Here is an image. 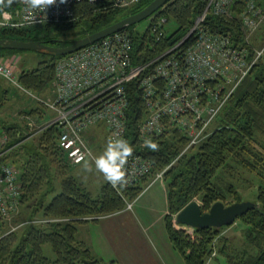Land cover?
Instances as JSON below:
<instances>
[{"label": "trees", "instance_id": "trees-1", "mask_svg": "<svg viewBox=\"0 0 264 264\" xmlns=\"http://www.w3.org/2000/svg\"><path fill=\"white\" fill-rule=\"evenodd\" d=\"M152 1L143 0L134 7H119L110 0L81 2L74 6V17L68 22L0 28V38L63 47L136 14ZM18 2L14 0L8 7L13 8ZM204 8L202 0L169 1L150 17V20L166 18L167 22L173 20L178 25L174 32H168L160 40L153 31L152 21L144 31L138 30L137 25L125 28L123 31L129 32L133 39L134 63H147L186 35ZM210 20L212 31L231 33L235 42L241 41L238 25L215 16ZM73 31L77 39L62 38ZM22 52L26 51L0 47V60L11 53ZM48 54V60L41 61L36 68L21 70L19 81L25 90L42 94L54 88L56 64L62 57ZM4 83L0 80V107L8 98ZM127 93L129 144L135 153L152 161L153 170L136 185L123 190V196L109 183L102 186L98 197L88 191L73 175L74 167L80 164H73L58 146L57 126L30 136V127L23 126L25 118L21 123L0 124V131L10 137L5 153L0 156V168L11 164L19 169L20 207L24 208V221L13 220V224L0 210V264H104L89 245L79 239V226L127 209L128 203H133L143 193L154 176L167 168L164 174L168 190L166 228L174 249L187 264H206L216 250L225 255L230 264H264V55L232 95L209 138L184 154L187 138L177 127L152 140L158 145V151L140 146L136 129L147 111L138 81L128 84ZM39 104L46 109L38 106L21 114L39 121L45 118L47 109L55 114L43 101L39 100ZM88 145L92 150L89 142ZM239 170L258 179L256 207L235 221L244 226L245 249H233L231 240L222 235L227 226L195 229L177 224V214L196 199L200 200L204 213L217 202L226 206L243 202L237 187L231 182L223 183L221 178L226 172L233 175ZM52 219L66 220L43 222ZM46 246L52 248L54 260L45 254ZM109 264L120 263L111 261Z\"/></svg>", "mask_w": 264, "mask_h": 264}, {"label": "built area", "instance_id": "built-area-1", "mask_svg": "<svg viewBox=\"0 0 264 264\" xmlns=\"http://www.w3.org/2000/svg\"><path fill=\"white\" fill-rule=\"evenodd\" d=\"M96 1L99 0H67V3L60 4L57 0L56 5L47 9L46 23H31L22 0H19L13 8L5 6L0 9V28L68 22L74 17L76 4ZM110 1L119 7H134L143 0ZM202 2L204 11L196 17L192 29L147 63H134L133 39L127 31L115 33L59 59L53 83L54 98L41 100L56 116L42 128L34 126L37 118H32L30 130L40 128L41 131L45 126H57L58 146L73 164L93 159L85 138V133L92 127L105 126L109 139L122 137L129 143L127 86L138 81L147 111L136 129L140 146H145V140L168 133L172 127H177L187 138L182 154L200 146L212 134L213 124L236 89L264 55V45L258 49L252 38L264 31V0ZM211 16L238 25L241 41L235 42L231 33L212 31ZM151 21L160 40L168 33L167 19ZM0 80L29 92L20 84L12 65L0 62ZM9 141L8 134L0 131V156L5 153ZM126 169V185L113 187L108 182L122 196L123 190L152 173L153 163L133 151ZM167 169L159 177H163ZM21 196L19 169L11 164L3 165L0 168V210L3 216L10 218L19 209ZM127 208L131 210L133 203H128ZM63 220L66 219L59 221ZM49 221L54 220L43 222Z\"/></svg>", "mask_w": 264, "mask_h": 264}, {"label": "rangeland", "instance_id": "rangeland-1", "mask_svg": "<svg viewBox=\"0 0 264 264\" xmlns=\"http://www.w3.org/2000/svg\"><path fill=\"white\" fill-rule=\"evenodd\" d=\"M150 21V18L146 19L138 23L136 28L140 31H144L145 28L150 24ZM165 27L169 34H171L177 29L178 25L172 20L168 21ZM77 37L78 36L76 35L75 31L66 36H62V38L65 39H77ZM252 38L255 47L257 46L258 49L262 48V45H264V31L262 32L261 30L260 33L253 35ZM48 58V53L26 51L22 53H11L6 58L0 60V62L12 65L13 68H15L17 75H19L21 70H32L36 68L41 61L48 60ZM3 87L8 90V98L5 101V104L0 107V124L3 122L19 123L25 118V123L22 121L23 126L26 125L29 128L31 127L30 123L32 117L24 116V114H21V111L30 110L31 108L38 106L43 107L40 105L41 103L39 104V100L49 101L53 98V91H51V89L39 94L32 92L26 93L16 85L7 82L4 83ZM50 91L51 93L49 94ZM48 110L50 111V109L46 110L47 115L49 112ZM46 122L47 121L45 119H42L41 121L36 119L34 126L42 128L47 124ZM216 124L217 120L213 124L212 129H214ZM40 128H33L29 130L30 135H38ZM46 128L48 127L45 126V129ZM104 128L105 127H102L99 137L96 138L95 146L93 147L90 143L94 157L99 156L103 152L106 143L109 140L107 137V130ZM86 140L88 142L89 138ZM96 148L97 150H95ZM85 165L87 164L75 166L73 169V175L76 176L78 180L86 186L88 191H90L94 197H98L101 187L104 185V176L95 170L94 160L90 166L88 164V169H86ZM160 174L161 172H158L154 176V179L149 182L147 186H145L143 193L133 202L134 210L133 208L129 210L130 213H125L112 218H108L109 216L102 217V219H107L88 221L79 226V230L81 232L80 238L86 239L91 243V246L94 250L93 252L102 258L104 264H109L111 262L109 255H111L114 251V243L119 240L123 241L128 239V236H126L123 229L120 235L115 230V226L117 224L123 223L125 219L135 220L140 223V226L142 225V222H144L143 225L149 227V230L142 236L144 241H141L136 249L138 254L144 258L145 264H149L150 261L158 262V264H176V260L177 264H186L183 256L177 251H174L175 249L171 240L169 239V234L165 223V213L168 208V196H166L165 192V190L168 192L167 182L164 179V176L159 177ZM221 178L223 183L231 182L237 187L243 202H257L258 179L256 180L255 177V179H253L250 174L242 173L240 170L239 172L235 171L233 175H230L228 172H226L221 175ZM196 200L200 203V200ZM22 210L24 211V208L19 207V209L14 213V216L12 214V216L8 219L11 224H13V220L20 222L24 221V218L22 217ZM131 211L133 213H131ZM52 220L59 221L61 219ZM243 228V224L238 221L230 227L227 226L222 232V235L227 236L231 240L233 249L238 251H242L247 247L242 234ZM45 254L51 259H55V254L50 246L45 247ZM176 254L181 258L180 262L178 259H175L177 258ZM206 264L230 263L228 262V259L225 255L218 253L216 250L212 256L208 258Z\"/></svg>", "mask_w": 264, "mask_h": 264}, {"label": "water", "instance_id": "water-1", "mask_svg": "<svg viewBox=\"0 0 264 264\" xmlns=\"http://www.w3.org/2000/svg\"><path fill=\"white\" fill-rule=\"evenodd\" d=\"M169 1L171 0H153L147 7L136 14L125 17L98 32L75 40L72 44L67 46L55 47L40 41H21L0 38V47L7 50L48 52L58 57H64L108 36L123 31L129 26L137 25L149 19ZM255 207L256 204L252 202H238L229 206H226L223 202H217L211 207L209 212L204 213L201 204L197 200H194L177 214L176 222L178 225L195 229H219L233 224L238 218L244 216Z\"/></svg>", "mask_w": 264, "mask_h": 264}, {"label": "clouds", "instance_id": "clouds-1", "mask_svg": "<svg viewBox=\"0 0 264 264\" xmlns=\"http://www.w3.org/2000/svg\"><path fill=\"white\" fill-rule=\"evenodd\" d=\"M13 2L14 0H0V9L11 6ZM22 2L27 19L31 23H46L47 9L57 4V0H22ZM59 3L65 4L67 0H59ZM38 13L42 15H37ZM144 145L152 151H158V145L150 139L145 140ZM132 153L133 148L125 139L110 138L103 152L94 158L95 170L101 173L113 187H122L128 183L126 165ZM85 167L88 166L85 165Z\"/></svg>", "mask_w": 264, "mask_h": 264}, {"label": "crops", "instance_id": "crops-1", "mask_svg": "<svg viewBox=\"0 0 264 264\" xmlns=\"http://www.w3.org/2000/svg\"><path fill=\"white\" fill-rule=\"evenodd\" d=\"M5 82H7V81H5ZM7 83H9V82H7ZM51 91H53V98H54V88H51ZM51 91L49 92V94L51 93ZM49 112H51V111H49ZM49 112H48V115L46 114L45 118H44L47 122H49V120H51V119H54V117L56 116L53 112H51V113H49ZM102 127H105V126L98 125V126L92 127L85 133V138L86 139L89 138L88 142L91 143V145L93 147L95 146L96 138H98L100 133H101ZM105 130H107V129H105ZM107 137H108V131H107ZM95 150H97V148ZM94 158L95 157H93V159H88L87 161H85L82 164L77 165V166H81L83 164H87V166L89 164V166H90V164L92 163ZM86 169H88V167H86ZM103 180H104L103 184L108 183L105 180V178H103ZM165 192H166V196H167V191L165 190ZM167 206H168V203H167ZM133 210H134V208H133ZM132 211H131V213L134 212V211L133 212ZM167 212H168V208L166 210L165 215L167 214ZM125 213H130L128 208L119 212V213H116L112 216H109L108 218L116 217V216H119V215H122ZM103 219H107V218H103ZM103 219L101 218V220H103ZM143 224H144V222H142V225L140 226V223H138L135 220L125 219L123 221V223L117 224L115 226L116 232L120 235V233L123 229L126 236H128V239L123 240V241L119 240V241H116L114 243V245H115V248H113L114 251L112 252L111 255H109L110 256L109 258L111 261H117L120 264H145L144 258L142 256H140L136 250L138 247V244L141 241H144V238H142L143 234L149 230V227H146ZM80 234H81V232L79 230V239L86 242L89 245V247L91 248V250L94 251L92 246H91V243L89 241H87L86 239L80 238ZM174 251H176V250H174ZM94 254L100 258V256H98L96 253H94ZM172 255H173V252H172ZM175 259H178L179 262L181 260V258L178 255H177V258H175ZM181 263H183V262H181ZM185 263H186V261H185ZM149 264H158V262H151L150 261ZM176 264H177V260H176Z\"/></svg>", "mask_w": 264, "mask_h": 264}]
</instances>
